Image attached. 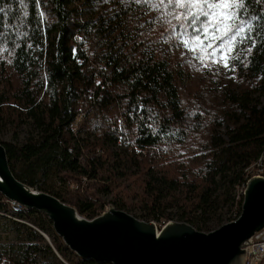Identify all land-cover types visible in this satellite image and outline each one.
<instances>
[{
  "label": "trees",
  "instance_id": "obj_1",
  "mask_svg": "<svg viewBox=\"0 0 264 264\" xmlns=\"http://www.w3.org/2000/svg\"><path fill=\"white\" fill-rule=\"evenodd\" d=\"M246 5L239 19L253 28L224 49L234 84L209 67L186 86L174 50L196 29L168 0H0V129L32 128L23 143L0 141L15 176L87 218L112 195L147 221L206 232L231 221L264 151V0ZM81 175L84 192L67 186ZM0 211L17 240L0 264H101L71 251L47 215L1 193Z\"/></svg>",
  "mask_w": 264,
  "mask_h": 264
},
{
  "label": "water",
  "instance_id": "obj_2",
  "mask_svg": "<svg viewBox=\"0 0 264 264\" xmlns=\"http://www.w3.org/2000/svg\"><path fill=\"white\" fill-rule=\"evenodd\" d=\"M0 193L24 209L47 215L71 251L101 264H245L246 247L264 228V174L248 180L240 216L209 232L177 220L158 229L154 221L113 204L87 218L55 195L19 180L1 142Z\"/></svg>",
  "mask_w": 264,
  "mask_h": 264
},
{
  "label": "rangeland",
  "instance_id": "obj_3",
  "mask_svg": "<svg viewBox=\"0 0 264 264\" xmlns=\"http://www.w3.org/2000/svg\"><path fill=\"white\" fill-rule=\"evenodd\" d=\"M198 28V26H196ZM195 31L191 32L187 37H185L174 50L177 59L182 61L180 65L187 74L185 79V85L189 86L191 81H199L200 77L207 74L209 67H204V64L211 65V70H215L220 77L221 84L223 86H229L234 84L232 77L231 65L228 59L226 51L219 50L218 45L219 40L211 39V34L205 35L203 32L196 33L200 35V41L193 39V34ZM219 35V32H217ZM211 39V47H205L208 45ZM185 41H188L186 44ZM204 48V51L201 49ZM209 57L208 62L201 61L199 57L201 53ZM212 53V55H208ZM225 62L228 67H225ZM208 75H211L208 73ZM264 101V99H263ZM225 131V128H222ZM32 132V128L28 124H23L21 127H15L14 125H8L6 128L0 129V141H16L23 143L28 135ZM103 200L106 201L105 210L108 209L109 205L112 204V195L102 196ZM138 214V212H135ZM226 223V222H225ZM216 229V228H215ZM0 246L8 253L17 256V240L16 235L12 231V226L9 221V217L0 219Z\"/></svg>",
  "mask_w": 264,
  "mask_h": 264
},
{
  "label": "snow or ice",
  "instance_id": "obj_4",
  "mask_svg": "<svg viewBox=\"0 0 264 264\" xmlns=\"http://www.w3.org/2000/svg\"><path fill=\"white\" fill-rule=\"evenodd\" d=\"M168 2L174 7L184 9L175 17L177 20L185 19L189 27L196 29V33L203 32L205 35L210 33L211 39L219 40V50L231 46L241 33L253 28V24L239 19L247 6L246 0H168ZM153 7H159V5L153 4ZM245 24H247V29L244 27ZM197 25H199L198 28ZM196 33L193 34V39L200 41V35ZM211 39L205 47L212 46ZM185 43L187 44L188 41ZM201 51H204V48ZM208 55H212V53H208ZM199 59L203 61L204 56L201 55ZM233 59H238V57H233ZM224 66L228 67V64L225 62ZM204 67H211V65L204 64Z\"/></svg>",
  "mask_w": 264,
  "mask_h": 264
},
{
  "label": "built area",
  "instance_id": "obj_5",
  "mask_svg": "<svg viewBox=\"0 0 264 264\" xmlns=\"http://www.w3.org/2000/svg\"><path fill=\"white\" fill-rule=\"evenodd\" d=\"M83 114H80L76 117V120L71 123V128L74 130L76 129L77 124L82 119ZM248 176L246 178V182L240 186L237 190V203L243 201V192L246 187V184L248 180L250 179L249 176H261L264 174V151L261 153V155L258 157L256 162L247 168ZM90 182V178L87 175H81L78 177L76 181H67V186L72 188L73 190H77L80 192H84V190L88 187ZM12 206L23 208V206L15 201H9L6 199ZM233 213V219H237L242 211L241 209L236 205ZM103 212V211H102ZM101 212V213H102ZM0 215L14 218L10 213L8 212H2L0 211ZM17 219V218H15ZM19 220V219H18ZM23 221V220H20ZM170 220L161 219L160 221H154L158 227V229L164 227ZM25 222V221H23ZM68 264V263H67ZM245 264H264V228L261 231H258L255 233V235L252 237V242L250 245L246 247V260Z\"/></svg>",
  "mask_w": 264,
  "mask_h": 264
}]
</instances>
